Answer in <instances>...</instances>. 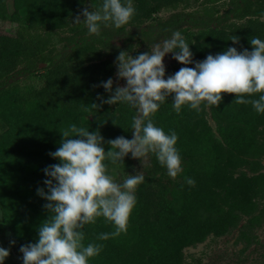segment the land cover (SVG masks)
<instances>
[{"label": "trees", "instance_id": "trees-1", "mask_svg": "<svg viewBox=\"0 0 264 264\" xmlns=\"http://www.w3.org/2000/svg\"><path fill=\"white\" fill-rule=\"evenodd\" d=\"M92 1L102 7L103 0ZM187 1L153 0L166 9ZM8 2L11 13L6 10ZM35 5V0H0V20L28 24V28L19 24L12 35L0 34V209L15 241L11 248H4L21 257L20 247L36 242L39 226L49 217L43 207L47 201L37 190L44 188L47 192L43 181L48 177L43 170L60 163L49 153L60 146L62 130L73 123L90 132L99 130L106 151L110 149L107 141L113 139L109 136L112 131L105 128L107 105L93 108L92 103L100 104V100L83 84L93 45L107 38V33L85 38L86 30L80 28L73 37L67 38L71 45L68 52L61 57L53 55L48 36L38 33L42 28L40 22H30L27 15L18 18L21 9L35 8ZM34 13L38 12L34 10ZM229 14L238 21L246 19L240 24L228 23L208 31V41L193 54L194 61H203L207 55L222 53L228 47L251 51V38L264 40V20H261L264 0H237ZM234 36L239 38L238 44L231 41ZM104 41L107 43L108 39ZM93 60L100 57L95 56ZM39 63H45L46 67L40 74L38 88L19 87L10 82L18 67L23 66L19 73L31 72ZM222 95L218 107L203 102L197 111L183 105L179 113L172 107L163 117L162 129L166 134L172 131L177 134L175 147L185 166L176 177V191L169 193L155 218L146 223L138 221L134 207L127 230L117 237L98 239L101 233L115 231L114 224L104 217L85 225L84 245H102L100 253L90 258L89 264H182L184 248L200 244L210 234H219L235 225L234 203L246 204L247 209L242 210L246 214L253 209L254 199L264 197V177L256 184L260 176L248 178L243 172L236 174L241 169L258 171V159L264 155V113H258L251 104H236L235 94ZM259 95L244 98L258 99ZM204 108L214 124L217 140L206 123ZM94 113L99 117L96 121L92 117ZM135 115L136 109L129 105L125 121L118 123L115 133L125 131L128 137ZM105 164L107 174L111 175L118 162L113 164L106 159ZM186 178L193 179L195 184L188 185ZM11 187L13 191L9 195ZM21 207L23 215L19 211ZM11 252L4 264H23L13 261Z\"/></svg>", "mask_w": 264, "mask_h": 264}, {"label": "clouds", "instance_id": "clouds-1", "mask_svg": "<svg viewBox=\"0 0 264 264\" xmlns=\"http://www.w3.org/2000/svg\"><path fill=\"white\" fill-rule=\"evenodd\" d=\"M134 14L132 0L123 3L122 0H103L100 9L85 8L73 22L80 23L83 16L89 35H100L102 23L110 21L120 28L127 25ZM231 41L238 44L239 38L234 36ZM249 43L251 51L228 47L222 53L207 55L203 61H194L189 44L177 30L170 38L154 43L149 51L135 57L127 51H119L115 60V88L112 78L101 82L99 87L110 95L107 99L98 96L100 104L91 106L100 109L104 104L125 102L136 109L133 138L120 136L108 140L110 149L106 151L99 130L90 132L74 123L62 130L60 146L49 153L60 163L43 170L48 177L43 181L47 192L44 188L37 190L47 201L43 207L49 217L39 226L36 242L20 247L23 264H89V259L100 253L102 245L85 246L82 229L96 223L98 217H104L115 227L112 233H101L100 240L117 237L127 230L136 205L135 192L145 181V175L137 171L134 175L128 174L123 183H117L107 174L106 159L116 164L124 162L131 154L145 168L150 166L149 154H155L171 178L182 172L181 157L175 147L177 134L174 131L166 134L150 119L170 96L177 113L183 105L199 111L203 102L218 107L223 93L235 94L236 104H251L258 113H264V40L253 37ZM169 53L180 64H194V67H181L165 78L164 59ZM119 80L126 83L121 86ZM258 93V99L244 98ZM186 183L191 186L195 181L186 178ZM9 255V249L0 247V264H4Z\"/></svg>", "mask_w": 264, "mask_h": 264}, {"label": "rangeland", "instance_id": "rangeland-1", "mask_svg": "<svg viewBox=\"0 0 264 264\" xmlns=\"http://www.w3.org/2000/svg\"><path fill=\"white\" fill-rule=\"evenodd\" d=\"M36 5L21 9L18 12V18L22 19L25 15L29 21L40 22L42 28L38 33L48 36V45L52 54L61 57L68 52L71 45L67 43V38L73 37L74 33L83 28L86 30L85 38L89 35L88 29L82 21L74 23L73 19L80 14L83 9L89 11L101 8L92 0H35ZM237 0H188L182 4H176L172 9L160 8L153 0H132L135 14L127 25L116 28L112 22L102 23L101 31L106 32L107 43L102 39L95 42L94 50L89 57L91 61L87 65V79H83V84L89 89L93 97L97 99L102 96L107 99L110 93L103 87H99L101 82H106L109 78L116 82L117 67L115 64L119 51H127L132 56L149 51L150 47L163 39L170 38L174 31H180L185 41L189 44L192 53H197L206 44L208 31L215 30L228 23L240 24L246 18L240 21L235 20L229 14L235 8ZM124 0H122V3ZM8 13L12 12L11 3L6 4ZM34 10L38 13L35 15ZM264 20V17L261 18ZM19 24L28 28V24L21 21L0 20V34L12 35ZM78 38V37H77ZM75 38V39H77ZM95 56L100 60H93ZM164 64L166 66V76L173 75L182 65L173 59V54L165 56ZM46 64L39 63L31 72H21L23 66L18 67L17 73L12 76L10 82L16 83L19 87L38 88L41 85L40 74L45 71ZM118 83L123 86L126 82L119 80ZM97 85V87H93ZM99 100V99H98ZM173 97H169L159 110L153 114L150 119L155 126L162 128L163 117L170 112L173 107ZM107 105V104H106ZM108 119L105 122V128L112 131L109 136L113 139L124 136L126 139L133 138L131 134L126 137L125 131L115 133L120 121H125V113L129 109V104L119 102L116 105H107ZM166 109L164 112L163 109ZM167 107V108H166ZM206 123L211 130L212 137L218 139L214 130V124L209 119L207 108H204ZM94 113V121L99 117ZM137 114V112H136ZM115 125H114V124ZM150 166L143 168L140 161L133 159L131 154L125 157L124 162H118L110 175L117 183H123L128 174L134 175L137 171H143L145 181L140 184L135 192L136 205L135 213L138 221L146 223L155 218L156 213L166 203L169 193L177 189V178H171L167 174V168L162 166L155 154H149ZM187 165V164H186ZM257 173H251L248 169H241L240 172L246 177H258L256 184H259L261 177H264V155L258 159ZM185 168L184 163H181ZM234 176H237V175ZM9 186V185H8ZM13 187L8 189L9 195ZM25 192V187H24ZM253 209L249 213H243L247 209L246 204L242 202L234 203L232 214L236 217L234 226L227 228L219 234H210L206 239L193 247H187L182 250V264H264V197L254 199ZM18 205V201H13ZM23 215L24 209H19ZM10 241L13 235L2 219L0 209V247L8 246L11 248ZM11 252V251H10ZM22 254V253H20ZM13 261L23 263L22 257L15 252H11Z\"/></svg>", "mask_w": 264, "mask_h": 264}]
</instances>
